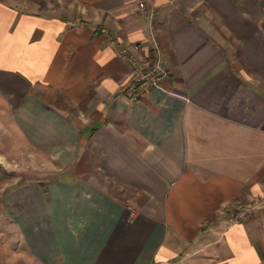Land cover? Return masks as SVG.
<instances>
[{"label":"crops","instance_id":"crops-1","mask_svg":"<svg viewBox=\"0 0 264 264\" xmlns=\"http://www.w3.org/2000/svg\"><path fill=\"white\" fill-rule=\"evenodd\" d=\"M28 1L0 0V264H264V0ZM134 43L166 74L133 101Z\"/></svg>","mask_w":264,"mask_h":264},{"label":"built area","instance_id":"built-area-1","mask_svg":"<svg viewBox=\"0 0 264 264\" xmlns=\"http://www.w3.org/2000/svg\"><path fill=\"white\" fill-rule=\"evenodd\" d=\"M141 7L146 6V2H141ZM111 43L118 45L115 41ZM142 49L141 43H134L129 45H121L119 51L121 55L127 60L131 66L132 86L135 92L132 94L131 99L134 101L138 99L139 95L145 94L153 88L159 87L162 84V79L165 76V69L163 68L162 61L159 60L154 65H142L138 53ZM254 213V208L245 210L243 216L248 219Z\"/></svg>","mask_w":264,"mask_h":264},{"label":"rangeland","instance_id":"rangeland-1","mask_svg":"<svg viewBox=\"0 0 264 264\" xmlns=\"http://www.w3.org/2000/svg\"><path fill=\"white\" fill-rule=\"evenodd\" d=\"M7 1H13V2H9L11 5H15L17 7H20L22 10L27 9V5L29 6V1L27 2V0H7ZM33 5V4H31ZM3 169H7L6 167L1 166L0 167V173L3 172Z\"/></svg>","mask_w":264,"mask_h":264}]
</instances>
